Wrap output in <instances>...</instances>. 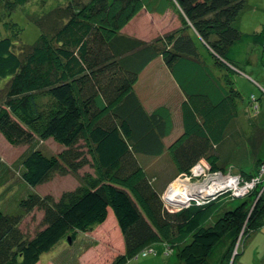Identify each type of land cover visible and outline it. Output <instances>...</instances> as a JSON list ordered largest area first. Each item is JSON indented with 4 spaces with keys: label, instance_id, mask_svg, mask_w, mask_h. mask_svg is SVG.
Listing matches in <instances>:
<instances>
[{
    "label": "trees",
    "instance_id": "obj_1",
    "mask_svg": "<svg viewBox=\"0 0 264 264\" xmlns=\"http://www.w3.org/2000/svg\"><path fill=\"white\" fill-rule=\"evenodd\" d=\"M29 1L0 0V26L7 34L0 33V136L12 148L31 147L19 173L25 195L12 211L0 207V264H38L64 242L87 239L110 215L123 246L114 264L154 254L153 245L168 231L190 237L200 249L184 257L178 250L179 264H235L241 254L233 258V250L244 226L250 229L247 239L264 227V196L251 212L246 204L226 212L220 230L206 227L203 219L214 203L168 210L154 183L158 179L147 176L142 159L170 153L178 173L186 176L201 162L212 174L252 162L260 166L263 129L251 123L245 138L238 115H227L217 144L194 123L192 133L185 126L184 135L168 146L167 120L144 107L135 85L160 57L173 73L187 61L237 109L242 96L231 76H244L249 48L261 51L264 45V31L246 34L235 26L246 0H66L26 16L39 31L27 45L10 18ZM150 3L151 12L168 9L177 15L181 28L151 42L121 33V25ZM207 88L199 83L184 96L187 101L208 97ZM253 98L250 107L258 100ZM229 136L238 139L232 149ZM49 142L60 151L37 148ZM57 175H71L78 184L59 197L28 192ZM33 211L41 217L28 231L22 219ZM163 246L171 255L170 246Z\"/></svg>",
    "mask_w": 264,
    "mask_h": 264
},
{
    "label": "rangeland",
    "instance_id": "obj_2",
    "mask_svg": "<svg viewBox=\"0 0 264 264\" xmlns=\"http://www.w3.org/2000/svg\"><path fill=\"white\" fill-rule=\"evenodd\" d=\"M65 1L30 0L23 6L24 11H15L11 15L10 20L21 29L19 35L21 42L32 45L39 36L37 27L29 21L26 17L27 15H40ZM43 6L45 7L44 9H42ZM254 6L253 10L251 8L250 11H246L242 16V22L246 30H252L255 23L264 21V0H256ZM152 7L153 5L150 3L149 6L145 7L146 9H142L128 23L122 24L121 33L143 42H151L181 28L178 16L172 11L164 9L158 12H151V10L153 11ZM261 31H264V28L258 30V33H262ZM0 33L7 35L3 26H0ZM248 57L250 66L261 69L254 54L252 55L251 53L250 55L249 53ZM194 67V64L185 61L177 66L174 73L169 72L163 65L162 57H160L139 77L135 85V92L139 95L144 107L151 112L155 110L159 111L167 120V134L169 137L165 141L166 145L169 146L170 143H174L180 136L184 135L183 130L185 126L188 127L189 134L192 133L194 123L198 124L199 131L206 135L210 134L212 141L216 143L221 127L226 122L228 116H233V114L235 116L238 115L236 118L241 122V127L239 126L240 129L238 127V130L243 129L245 131V138L250 136L251 130L249 128L251 123L261 127L264 131V84L258 79L259 73L256 72L254 75H251L250 69L247 68L246 78L234 74L231 76L235 90L242 96L241 102L238 103L237 109H235L233 105L231 106L233 103L230 102L231 104H228L227 100L222 99V95H219V89L215 87L216 84L214 85V81H211V77V80H209L203 73L202 75L199 74L198 69ZM229 69L233 70L234 73L238 72L231 66ZM199 83L208 87L207 94L209 98H193L191 101H187L184 96V90L188 94L194 92L197 90L196 88ZM222 83L226 85L225 82L222 81ZM262 93L263 95L261 96ZM251 95L255 96L253 101L258 99L252 102L255 103V106L252 107L248 104ZM261 97L263 100H261ZM259 100H261V104H259ZM215 103L219 105L214 109L212 107L216 105ZM259 105L260 109L258 111ZM198 120L199 122H197ZM203 120H205V123H203ZM228 138L230 140L229 147L232 149L237 144L238 139L231 136ZM37 148L46 153H57L60 151L51 142L39 144ZM30 149L31 147L29 146L12 148L0 136V207L5 211H12L16 201L25 195L27 188L21 181L19 173L22 159ZM259 157L262 160L264 159V144L261 147ZM142 160V166L147 176L152 177L153 180L155 177L158 179L156 182L154 181L155 186L163 190L161 194L162 202L172 212L196 206L194 201H190L192 200L191 198L186 200V197L181 199V202L177 201L180 206L175 205L174 207L166 202L165 197L167 195L168 198L172 196L177 183L185 184L183 189L197 186L207 190L215 182L223 187L221 192L215 194L213 197H206V199L210 200L203 202L214 203L213 208L203 219V225L206 227H214L220 230L224 226L222 221L220 223V220L226 212L234 210L242 204H246V208L251 212L256 201L264 196V162L260 166H258L259 164H253V162L248 163L244 165L245 168L233 166L226 169L224 173L218 172L215 174L210 173L208 166L204 162H201L203 165L197 164L192 169L191 176H186L178 173L170 153H165L159 159L143 158ZM85 169L83 171H86ZM231 180L236 182V185L234 183L235 188H229L226 185V183H231ZM77 184V180L71 175H57L48 183L36 188L35 191L28 187L30 189L28 192L37 193L40 196L50 195L52 197H59L62 193L73 190ZM188 191L186 190L185 192ZM185 200L188 201L186 206L181 205V203H185ZM40 217L41 213H38V211H33V213L26 215L22 219L23 229L32 230L33 227H36V222ZM243 230L246 231H242L243 233L239 234L232 256L234 258L238 254H241L240 252L245 250L244 247L247 246L248 250L246 249L243 256L238 257L236 264H256V260L260 258L258 251L264 245L261 244L263 239L260 237L257 240L255 239V244L250 245L248 248L254 235H251L253 234L252 232L250 239L247 240L244 236L250 229H245L244 226ZM262 231V235L264 236V229ZM93 232L91 236L86 235L87 239L79 236L78 242L75 244L64 242V244L57 246L49 254L43 255L38 264H114L115 258L120 255L119 252L123 251V246L122 239L111 215L109 216V221L107 220L102 228H98L96 232ZM159 240L161 242L159 241L153 245L154 254L146 257L141 255L138 258L127 260L124 264H179L178 250L182 254L181 257L189 253H200L199 247L192 244L190 237H178L168 231ZM163 244L170 246L171 255L165 253ZM233 258L231 262H233ZM262 264H264V258Z\"/></svg>",
    "mask_w": 264,
    "mask_h": 264
},
{
    "label": "crops",
    "instance_id": "obj_3",
    "mask_svg": "<svg viewBox=\"0 0 264 264\" xmlns=\"http://www.w3.org/2000/svg\"><path fill=\"white\" fill-rule=\"evenodd\" d=\"M256 0H246V8H245V10L241 13V15L239 16V22H238V26L240 27H238L237 25H235L236 26V28H238L239 30H242L244 33H246V34H253V32L255 33V32H258V30H261L262 29V27H263V25H264V21L263 22H259V23H255V26L254 27H252V30H250V29H245L244 28V25H243V22H242V16H243V14L246 12V11H250V9L252 8V10L255 8V6H254V2H255ZM258 1V0H257ZM249 52H250V55H251V53H252V55L254 54V56H256V58H257V60H258V65H259V67H261V69H256L255 67H253V66H250V64L248 63V61H247V68H249L250 69V73H251V75H254L256 72L257 73H259L260 75H258V79H260L261 81H262V84H264V45H263V48H262V50L261 51H259L258 49H253V48H249ZM245 75H247V73L245 74ZM244 75V76H245ZM250 78V77H249ZM257 86H259L258 84H257ZM260 87V86H259ZM263 91H264V88H263ZM264 144V143H263ZM264 229V227H262L260 230H258L257 232H255L254 234H252V235H254L251 239V242L249 243V245H248V248L250 247V245H252V244H255V239L257 240V238H261V239H263V241L261 242V244H264V236L262 235L263 234V230ZM250 239V237L247 239V240H249ZM244 249L245 250H243L242 252H241V255L240 256H243V254H245V252H246V249H247V246H245L244 247ZM248 250V249H247ZM258 254H259V256H260V258H258L257 260H256V264H262V262H263V256H264V245L262 246V249L261 250H259L258 251ZM261 257H263L262 259H261ZM262 260V261H261ZM236 263H237V260H236ZM235 263V264H236Z\"/></svg>",
    "mask_w": 264,
    "mask_h": 264
},
{
    "label": "bare ground",
    "instance_id": "obj_4",
    "mask_svg": "<svg viewBox=\"0 0 264 264\" xmlns=\"http://www.w3.org/2000/svg\"><path fill=\"white\" fill-rule=\"evenodd\" d=\"M231 181H232L231 183H229V184L226 183V185H228L229 188H235L234 183L236 185V182H234L233 180H231ZM176 186L177 187H175L174 192L172 193V196H169V198H168V195H167L165 197L166 201L174 207H175V205L180 206V204H178L177 201L181 202V199H184V197H186V200H188L189 198L201 200L202 197L210 196V195L213 196V195H215V194H217L223 190V187L218 185V183H216V182L213 183V185L209 186V188L207 190H205L204 188L201 189L200 187H197V186H193V187L188 188V189H183L185 186V184H183V183H177ZM186 190H189V191L185 192ZM186 200H185L184 204H187L188 201H186ZM184 204L181 203V205H184Z\"/></svg>",
    "mask_w": 264,
    "mask_h": 264
},
{
    "label": "built area",
    "instance_id": "obj_5",
    "mask_svg": "<svg viewBox=\"0 0 264 264\" xmlns=\"http://www.w3.org/2000/svg\"><path fill=\"white\" fill-rule=\"evenodd\" d=\"M214 196V195H213ZM212 195H210V197H213ZM206 197L208 198L209 196H205V197H202V199L201 200H196V199H192V200H190V201H194L195 203H196V205H201V204H204L203 202H206V201H208V200H210V199H206ZM188 203V202H187Z\"/></svg>",
    "mask_w": 264,
    "mask_h": 264
},
{
    "label": "water",
    "instance_id": "obj_6",
    "mask_svg": "<svg viewBox=\"0 0 264 264\" xmlns=\"http://www.w3.org/2000/svg\"><path fill=\"white\" fill-rule=\"evenodd\" d=\"M167 202V201H166ZM183 206H186V204H184Z\"/></svg>",
    "mask_w": 264,
    "mask_h": 264
}]
</instances>
